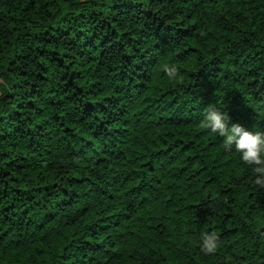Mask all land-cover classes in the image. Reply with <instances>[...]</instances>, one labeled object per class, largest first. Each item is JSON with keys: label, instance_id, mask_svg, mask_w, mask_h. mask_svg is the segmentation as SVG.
Masks as SVG:
<instances>
[{"label": "trees", "instance_id": "1", "mask_svg": "<svg viewBox=\"0 0 264 264\" xmlns=\"http://www.w3.org/2000/svg\"><path fill=\"white\" fill-rule=\"evenodd\" d=\"M212 105L264 131V0H0V264H264Z\"/></svg>", "mask_w": 264, "mask_h": 264}, {"label": "clouds", "instance_id": "2", "mask_svg": "<svg viewBox=\"0 0 264 264\" xmlns=\"http://www.w3.org/2000/svg\"><path fill=\"white\" fill-rule=\"evenodd\" d=\"M165 73L169 79L179 80L180 71L175 64L167 66ZM227 111L212 105L203 112L204 126L213 134L223 138V148L227 152L235 151L239 159L252 166L254 183L264 187V131L248 130L239 123H229ZM219 245V236L216 232L202 234L200 249L203 253H214Z\"/></svg>", "mask_w": 264, "mask_h": 264}]
</instances>
